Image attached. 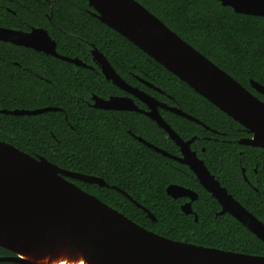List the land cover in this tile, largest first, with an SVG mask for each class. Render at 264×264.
<instances>
[{
    "label": "trees",
    "instance_id": "obj_1",
    "mask_svg": "<svg viewBox=\"0 0 264 264\" xmlns=\"http://www.w3.org/2000/svg\"><path fill=\"white\" fill-rule=\"evenodd\" d=\"M136 1L254 95L257 93L251 88V80L264 86V17L235 13L216 0ZM91 12L93 9L85 0H0V27L22 31L40 27L55 41L56 51L63 56L77 57L93 65L89 53L93 46L124 80H130L131 72L148 80L153 78L156 86L181 102L183 110L219 132H208L186 120L189 128L196 127L187 135H198V144L204 147L200 156L220 184L264 223V149L240 145V138L251 136L241 125ZM116 90L99 68L75 66L0 41V110L59 108L30 116L0 113V141L29 155L42 156L60 168L102 178L106 186L72 181L160 236L264 256V243L230 214L217 216V201L204 188L193 185L196 182L192 177L181 176L151 148L141 146L126 133L129 129L152 142V133L145 131L146 122L138 113H125V118L122 113L84 103H90L93 94L102 96L105 91L113 94ZM259 98L264 101L263 95ZM94 143L105 144L99 147L108 152L94 153ZM108 155L112 159H107ZM124 155V161L115 159ZM170 183H182L198 193L192 203L197 221L194 214L182 212L181 199L166 194ZM113 187L124 191L155 220ZM9 255L13 253L0 247V257Z\"/></svg>",
    "mask_w": 264,
    "mask_h": 264
},
{
    "label": "water",
    "instance_id": "obj_2",
    "mask_svg": "<svg viewBox=\"0 0 264 264\" xmlns=\"http://www.w3.org/2000/svg\"><path fill=\"white\" fill-rule=\"evenodd\" d=\"M85 1L93 9L91 14L98 21L126 38L241 125L251 136L239 139L237 142L240 145L264 149L263 101L180 38L136 0ZM216 1L232 8L235 13L264 17V0H251L243 8H233L235 0ZM0 41L88 68L77 58L57 54L55 42L42 28L24 32L0 27ZM91 55L104 78L146 104L149 111L145 115L182 148L184 158L178 161L190 168L201 186L218 202L220 210L216 215L230 214L264 243V223L220 185L203 162L190 151L191 140L183 142L165 124L157 107L167 108L189 120L195 119L128 86L104 55L93 46ZM250 84L255 92L264 96L263 85L253 80ZM92 98L94 108L143 113L128 98ZM57 110V107L2 109L0 113L30 116ZM136 139L152 149L150 143L140 137ZM71 180L106 186L102 178L60 168L42 156L29 155L0 141V247L13 253L12 256L0 257V262L32 264L21 258L20 252H47L70 246V249L77 248L88 264H264V256L204 247L160 236L128 219ZM113 188L146 212L148 218L155 220L148 210L124 191ZM165 191L173 199L188 197L189 201L180 208L184 214L193 213L194 221H197V215L191 208V203L198 197L195 192L174 184L168 185Z\"/></svg>",
    "mask_w": 264,
    "mask_h": 264
},
{
    "label": "flooded vegetation",
    "instance_id": "obj_3",
    "mask_svg": "<svg viewBox=\"0 0 264 264\" xmlns=\"http://www.w3.org/2000/svg\"><path fill=\"white\" fill-rule=\"evenodd\" d=\"M92 15V14H91ZM34 28H39L40 27H33L31 28L30 30L28 31H24V32H29L31 31L32 29ZM43 29V28H42ZM22 31V30H21ZM53 40V39H52ZM54 41V40H53ZM55 42V41H54ZM56 44V43H55ZM33 50V49H32ZM55 50H56V46H55ZM35 51V50H34ZM37 52V51H35ZM40 53H43V52H40ZM57 54H59L57 51H56ZM90 53V56H91V61L93 63V65L91 64H86L88 66V69H94V68H99V66L97 65V63L95 61L92 60V55H91V50L89 51ZM44 55H47V56H52L50 54H45L43 53ZM61 55V54H59ZM63 56V55H61ZM54 57V56H52ZM66 57V56H64ZM56 58V57H54ZM70 58V57H68ZM72 58H77V57H72ZM59 59V58H57ZM78 59V58H77ZM61 60V59H60ZM80 60V59H79ZM81 61V60H80ZM156 62V61H155ZM84 63V62H83ZM100 70V68H99ZM101 72V71H100ZM102 74V73H101ZM103 75V74H102ZM104 77V76H103ZM121 77V76H120ZM122 78V77H121ZM106 80V79H105ZM123 82L126 83L128 86H130L131 88H135L137 89L138 91H142L143 93L147 94L148 96L152 97L154 100H156L158 103L160 104H164L166 105V107H170V108H175V109H179L181 110L183 113H186L187 115H190L191 117H193L195 120H189L187 118H184L183 116H181L180 114H177V113H174L170 110H168L167 108H162L160 106L157 107V110H158V113L160 115V117L163 119V121L165 122L166 125H168L177 135L178 137L183 141V142H186V141H190V144H189V149L191 152H193L197 159L201 160L204 164V166L208 169V171L215 177V179L219 182V180L217 179L216 175H214V173L211 171L210 167H208L203 158L200 156V154L202 152H204V147H200L199 144H198V141H199V137L198 135L196 134H190L189 136L187 135L188 131H190V129L192 130H196V127H192V128H189V124L186 122V120H189L191 122H193L194 124H196L197 126H200L201 128H203L204 130H207L208 132H212V133H215V134H218L219 132L216 131L214 128L210 127L209 125H206L204 124L202 121H200L198 118L192 116L191 114L188 113L187 109L186 111L183 110L181 107H180V101L179 100H176L171 94L167 93L166 91L162 90L161 88H159L158 86L155 85L154 81H153V78L148 80V79H145L142 75L140 74H137V73H134V72H131L130 73V80H124L122 78ZM108 81V80H107ZM110 82V81H109ZM251 85V84H250ZM115 86V85H114ZM117 88V90L112 94V93H108L107 91L103 92L102 93V96H97V95H91L89 97V101L90 103L88 102V100H85L84 103H87L89 104L92 108H94L92 105L94 103L93 101V98L92 97H98V98H101L103 100H107L111 97H121V98H128L130 99L133 104L139 109L141 110L143 113H139V112H136V111H127V110H105V111H115V112H118V113H122V116H124L125 118L127 117V114L125 113H132V112H135V113H138L141 118L143 120H145L146 122V130L147 132L149 133H152V142L148 141L147 139L143 138L142 136L140 135H135L133 134L129 129H126V133L129 134L133 139H135L136 142H138L141 146H145L147 148H149L148 146L140 143L136 138L137 137H140L142 138L143 140H145L146 142L150 143L152 145V152L158 156H160L161 158H163L164 160V163L165 164H168L169 166H171L172 168H174V170L179 173L181 176H184V177H187V176H190L192 177L191 179L192 180H195L196 183H192L193 185H198L200 187L201 184L199 183L196 175L190 170V168L186 165V164H183L181 163L180 161H178L179 159H183L184 158V152L182 150V148L177 145L174 140H172L170 138V136L168 135V133L161 127L158 126V124L154 121V120H151L149 117H147L145 115V112H148L149 109H148V106L146 104H144L141 100H139L138 98H136L134 95H132L131 93H128L122 89H120L118 86H115ZM252 88V87H251ZM252 90H254L252 88ZM251 91V90H249ZM255 91V90H254ZM251 93L253 94V92L251 91ZM257 93V92H255ZM254 95V94H253ZM259 95L261 94H258L257 95L255 94V96L259 98ZM262 101V100H261ZM264 102V101H263ZM98 109V108H96ZM100 110H103V109H100ZM189 111L192 112V108H189L188 109ZM121 120H123V117H120ZM171 120H185V123H172ZM191 132V131H190ZM104 135H105V132H103ZM248 133V132H247ZM224 134V133H223ZM188 137H187V136ZM107 136V134H106ZM109 137H113V136H109ZM247 137H250V136H245V137H242V138H247ZM207 139H210V137H206ZM241 139V138H240ZM105 144L101 143V144H96L94 143V145L92 146V148H94V153H98V154H101V153H107L108 151L102 147H99V146H104ZM157 148L158 150L160 151H157L155 150L154 148ZM125 148L127 150V147H124V151H125ZM138 150V149H137ZM106 154L104 155H101L98 157V159H101L102 157H104ZM108 158L107 159H112V156L108 155L107 156ZM127 157V155H124L123 157H118V156H115V159L118 160V159H121L124 161V159ZM172 161V163L170 161ZM242 171V176H243V179L247 181V178L245 177V174H244V168L241 169ZM100 178V177H98ZM72 181V180H71ZM73 182V181H72ZM220 183V182H219ZM171 184H174V185H178V186H181L183 188H186V189H190L192 190L193 192H195L197 195L198 193L188 187V186H185L184 184L182 183H170L168 185H171ZM167 185V186H168ZM221 185V184H220ZM166 186V187H167ZM222 186V185H221ZM224 187V186H222ZM203 188V187H202ZM225 188V187H224ZM166 189V188H165ZM226 189V188H225ZM227 190V189H226ZM228 192V191H227ZM229 193V192H228ZM232 195V194H231ZM198 198V197H197ZM176 199H181V203H180V207L187 203L189 201V198L188 197H182V198H176ZM197 200V199H196ZM195 200V201H196ZM193 203V202H192ZM192 203H191V208H192ZM218 203V202H217ZM219 205V204H218ZM220 207V205H219ZM193 211V210H192ZM193 214V213H192ZM9 256H12V255H9ZM5 257V256H4ZM16 264V263H15Z\"/></svg>",
    "mask_w": 264,
    "mask_h": 264
},
{
    "label": "bare ground",
    "instance_id": "obj_4",
    "mask_svg": "<svg viewBox=\"0 0 264 264\" xmlns=\"http://www.w3.org/2000/svg\"><path fill=\"white\" fill-rule=\"evenodd\" d=\"M70 246L60 250H48L47 252H20V257L32 264H88L82 253ZM60 251V252H59Z\"/></svg>",
    "mask_w": 264,
    "mask_h": 264
},
{
    "label": "snow or ice",
    "instance_id": "obj_5",
    "mask_svg": "<svg viewBox=\"0 0 264 264\" xmlns=\"http://www.w3.org/2000/svg\"><path fill=\"white\" fill-rule=\"evenodd\" d=\"M251 0H235V2L232 4L233 8H243L247 6Z\"/></svg>",
    "mask_w": 264,
    "mask_h": 264
}]
</instances>
